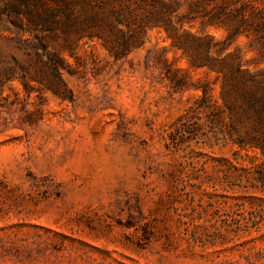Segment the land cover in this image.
<instances>
[{
	"label": "rangeland",
	"instance_id": "374dc122",
	"mask_svg": "<svg viewBox=\"0 0 264 264\" xmlns=\"http://www.w3.org/2000/svg\"><path fill=\"white\" fill-rule=\"evenodd\" d=\"M72 48V100L0 86V264H264L262 160L226 141L222 76L158 28L122 59L96 38Z\"/></svg>",
	"mask_w": 264,
	"mask_h": 264
},
{
	"label": "trees",
	"instance_id": "16d2710c",
	"mask_svg": "<svg viewBox=\"0 0 264 264\" xmlns=\"http://www.w3.org/2000/svg\"><path fill=\"white\" fill-rule=\"evenodd\" d=\"M154 28L165 30L195 66L222 76L226 141L236 146L235 156L245 151L262 160L251 188L264 193V68L251 70L241 49L230 50L244 37L264 62V0H0V86L18 79L28 87L32 79L72 100L62 51L96 38L122 59ZM212 29L225 37L216 38ZM201 90L198 109L210 110L207 85Z\"/></svg>",
	"mask_w": 264,
	"mask_h": 264
}]
</instances>
